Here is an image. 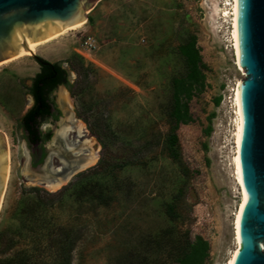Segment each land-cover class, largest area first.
I'll use <instances>...</instances> for the list:
<instances>
[{
  "label": "rangeland",
  "instance_id": "rangeland-1",
  "mask_svg": "<svg viewBox=\"0 0 264 264\" xmlns=\"http://www.w3.org/2000/svg\"><path fill=\"white\" fill-rule=\"evenodd\" d=\"M226 2L95 1L82 28L37 55L59 63L69 87L53 93L59 114L48 126L52 133L45 145L51 149L33 168L20 120L32 107L29 88L39 65L32 56L0 64V134L10 168L0 205V258L32 252L37 236L43 246L54 238L59 242L56 232L63 231L74 242L70 264H175L186 237L198 236L209 244L205 264H227L235 249L232 221L239 202L230 97L244 72L236 66L229 24L221 17ZM191 37L205 65L206 86L189 103L192 122L175 131V160L167 150L170 82L186 74L179 48ZM62 93L70 108L61 103ZM62 124L81 152L66 155L75 168L46 187L30 173L44 174L49 157V169L61 167L54 140ZM88 184L104 189L105 203L86 196L81 188ZM38 198L41 228L23 232L20 212ZM167 205L175 220L167 216ZM55 249L43 253L45 261L53 262Z\"/></svg>",
  "mask_w": 264,
  "mask_h": 264
},
{
  "label": "water",
  "instance_id": "water-1",
  "mask_svg": "<svg viewBox=\"0 0 264 264\" xmlns=\"http://www.w3.org/2000/svg\"><path fill=\"white\" fill-rule=\"evenodd\" d=\"M97 0H0V63L45 36L86 20ZM238 59L242 131L239 164L246 202L239 218V247L233 264H264V0H237ZM37 59L39 56L33 55ZM6 143L0 134V197ZM50 159L46 163L49 167ZM67 168L52 176L66 175Z\"/></svg>",
  "mask_w": 264,
  "mask_h": 264
},
{
  "label": "trees",
  "instance_id": "trees-1",
  "mask_svg": "<svg viewBox=\"0 0 264 264\" xmlns=\"http://www.w3.org/2000/svg\"><path fill=\"white\" fill-rule=\"evenodd\" d=\"M179 54L183 61L186 69V74L183 77H175L170 82V87L172 90L171 103L168 112V119L171 124L170 134L167 138V150L170 157L173 159L178 158V139L175 134L176 129L180 125H187L192 122V116L189 110V103L192 98L201 93L205 89V75L203 69L205 65L202 62L200 56V51L196 46V40L191 37L188 41L183 43L179 48ZM37 63L41 65V70L36 74L33 79V86L30 90L34 97L35 104L30 109L24 117L20 120V126L25 131L31 128V123L35 122L36 117L47 115L49 112V102L45 95L46 91L54 89L57 85L64 84L69 87L68 82H66V73L61 69L59 63H49L41 58L36 59ZM220 98L216 100L218 104ZM211 131L208 128L207 133ZM82 191L87 192L86 196H89L92 200L98 203H105L104 189L97 184H88L87 186H82ZM81 191L78 190L77 193ZM78 199H82L85 195L82 192ZM82 197V198H81ZM43 201L38 198L35 199L30 204L25 205L20 212V219L22 226L21 230L27 232V229L31 232H38L41 228L37 226L41 224L42 221V203ZM166 214L170 220L176 219V214L171 205L166 206ZM27 223H31L28 226ZM38 227L35 228V227ZM50 236H54V231L49 232ZM49 236V237H50ZM56 236L61 237L58 239H51L47 242L46 246L41 244V239L37 236L36 243L34 245L33 251L21 250L20 252L14 254L10 257L0 258V264H70L69 256L73 248L74 242L68 237V234L63 231L58 233ZM10 240H5L4 244ZM55 249L56 256L53 262L49 263L44 260V254L46 250L50 252ZM180 252L178 256L173 260L175 264H205L209 257V244L201 237H195L191 240L186 237L184 244L180 246Z\"/></svg>",
  "mask_w": 264,
  "mask_h": 264
},
{
  "label": "bare ground",
  "instance_id": "bare-ground-1",
  "mask_svg": "<svg viewBox=\"0 0 264 264\" xmlns=\"http://www.w3.org/2000/svg\"><path fill=\"white\" fill-rule=\"evenodd\" d=\"M224 7H226V8H224V13L221 14V17L226 18L228 21V24H229V28H228L229 29V41L231 43L234 61L236 62V66L242 72H244V70L241 68V66L239 64L238 50H237V33H236L237 0H227V2L224 4ZM84 24H85V19L82 23H80L79 25H77L74 28H69V29H65V30L60 31V32L49 34V35L45 36L44 38H42L39 42L30 46L29 51H21L15 57L8 59L6 61H3L4 63L1 62L0 64H6L9 62H12L13 60L21 59V58H27V57L33 56V55H36V56L40 55V52L42 51V49L47 44H49L55 40H58L59 38L65 36L67 33L71 32V31H76V30L82 28L84 26ZM240 82H241L240 80L236 81V83L234 84V86L231 90V97H230L232 108H233V119H232L233 133H232V136H233V144H234L233 155H232V159H231V165H232V175H233L234 180L236 182V185L238 187L239 202L237 204V207H236V210L234 213V217H233V221H232L233 236H234V241H235V249L231 252V254L228 258L227 264H233L235 257L238 253V247H239L238 228H239V218H240L241 206L247 200L245 192L243 190L242 178H241V173H240V164H239V147H240V138H241V131H242V116H241V109H240V103H239V85H240ZM66 95H67L66 93L60 94V101H61V103H63L65 105V108L66 107L70 108V105H69L70 102L68 101V98ZM68 118L70 121H72V116H69ZM70 121H69V123H70ZM65 126H66L65 124H62L61 130L59 131L58 135L56 136V138L54 140V143L56 144V148H54V149H56L54 154H56V156L62 157V159H64V157L68 154H73L75 157H79L81 151H78V146L75 142H73L72 140L69 141L67 139V137L69 138L68 135L70 133V128H67ZM59 143H61L62 146L59 145ZM5 157L7 160V166L5 169V180H4L3 192L5 190V186L7 183L8 176H9V169H10L9 168V162H8V160H9L8 151L5 153ZM49 159H50V157H49ZM64 160L61 162V167L57 168V169H49V167H47L45 165L44 174H42V175H36V174L30 173L31 180L34 182L42 183L46 187H51L52 185L59 183L60 181L53 179L54 178L52 176L53 172H58V171L60 172L63 170V168H67V173H66V175H67L68 172L72 168H75V166L68 165L66 160L65 161ZM50 166H52V165H50ZM25 171L26 172L30 171L28 166H26ZM3 192H2L1 197H0V205H1V201L3 199L2 198Z\"/></svg>",
  "mask_w": 264,
  "mask_h": 264
},
{
  "label": "flooded vegetation",
  "instance_id": "flooded-vegetation-1",
  "mask_svg": "<svg viewBox=\"0 0 264 264\" xmlns=\"http://www.w3.org/2000/svg\"><path fill=\"white\" fill-rule=\"evenodd\" d=\"M38 65H39V72H40L41 65L39 63H38ZM61 69H63V68L61 67ZM65 73H66V71H65ZM65 75H66V82H68L67 73ZM35 76L33 77V79L35 78ZM33 79H32L31 86L29 89H31L33 86ZM60 86H63L65 88L67 87L64 84H60V85H57L54 89H51V90L45 92V95H46L48 102H49L48 114L44 115L42 117L41 116L36 117L35 122L31 123V128L28 131H25L23 128H21L23 133H24V139H25V141H26V143L30 149L29 167L40 165L45 160V157L47 156L48 151L51 149V147L50 148L46 147L45 144L48 141V139L50 138L51 133H52L51 128L50 127L48 128V126L53 125L55 123L56 118L59 114V110L57 108V105L53 100V93ZM29 94L33 100V104H32V107H33L35 104V101H34V97H33L32 93L30 92V90H29ZM32 107L30 109H32Z\"/></svg>",
  "mask_w": 264,
  "mask_h": 264
}]
</instances>
